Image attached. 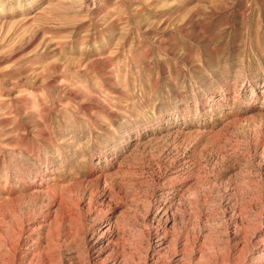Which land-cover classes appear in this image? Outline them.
I'll return each instance as SVG.
<instances>
[{
	"label": "rangeland",
	"instance_id": "rangeland-1",
	"mask_svg": "<svg viewBox=\"0 0 264 264\" xmlns=\"http://www.w3.org/2000/svg\"><path fill=\"white\" fill-rule=\"evenodd\" d=\"M0 264H264V0H0Z\"/></svg>",
	"mask_w": 264,
	"mask_h": 264
}]
</instances>
